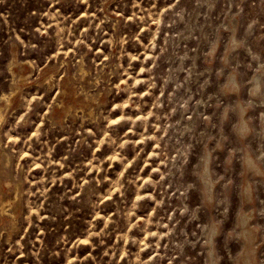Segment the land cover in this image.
Here are the masks:
<instances>
[{
    "label": "rangeland",
    "instance_id": "1",
    "mask_svg": "<svg viewBox=\"0 0 264 264\" xmlns=\"http://www.w3.org/2000/svg\"><path fill=\"white\" fill-rule=\"evenodd\" d=\"M0 209V264H264V0H0Z\"/></svg>",
    "mask_w": 264,
    "mask_h": 264
},
{
    "label": "bare ground",
    "instance_id": "2",
    "mask_svg": "<svg viewBox=\"0 0 264 264\" xmlns=\"http://www.w3.org/2000/svg\"><path fill=\"white\" fill-rule=\"evenodd\" d=\"M232 83H233V82H232ZM243 124H244V123H243ZM243 127H244V126H243ZM244 128H245V127H244ZM203 169H204V168H203ZM205 169H206V168H205ZM0 210H1V209H0ZM1 211H2V210H1ZM244 221H246V220H244ZM244 221H243V222H244ZM244 223H245V222H244ZM241 224H242V223H240V225H241ZM209 237H210V236H209ZM247 238H248V237H247ZM209 242H210V241H209ZM210 249H211V248H210ZM210 251H211V250H210ZM210 251H209V252H210ZM246 259H247V258H246ZM210 260H211V259H210ZM211 261H212V260H211ZM246 261H247V260H246ZM212 263H213V262H212ZM210 264H211V262H210Z\"/></svg>",
    "mask_w": 264,
    "mask_h": 264
}]
</instances>
